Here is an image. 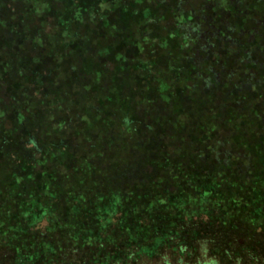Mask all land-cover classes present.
<instances>
[{
    "label": "trees",
    "instance_id": "1",
    "mask_svg": "<svg viewBox=\"0 0 264 264\" xmlns=\"http://www.w3.org/2000/svg\"><path fill=\"white\" fill-rule=\"evenodd\" d=\"M48 1L49 8L42 10L44 19L40 18L30 25L26 17L35 12L28 7H31L30 2L35 3L33 0H0V211L6 216L0 220V241L6 248L0 252V264H73L67 260L73 256L72 253L62 252V246H66L67 242H71L68 246H73L71 252L75 249L80 251L85 244L89 263H99L104 259V247L113 243L116 245L119 242L116 247L137 244L145 249L156 248L167 243L171 237L179 236L178 229L183 232L191 223L205 227L203 223L192 220L198 215H206L207 226L210 222L217 223L224 229H233L243 235L250 234L252 225H255L264 236V222L252 218L254 215H250V204L246 201V193L252 189L264 194V180L261 182L259 175L255 174L253 162L254 157L264 155V149L260 152L256 150L257 144L264 148V10L256 12L257 4L264 0H226L229 10L221 8L218 0H203L197 11L190 10V21L183 18L179 21L181 37L190 46L186 54L188 58L185 62L181 61V65H188L190 78V82L183 85L182 94L191 93L204 107H208L209 101H217L215 118L218 132L206 137L212 141L208 146H197L192 153L185 154L191 149V138H187L191 136L185 127L184 132L178 135L183 152L178 170L172 161L167 160L171 154L166 151L161 154L160 160L151 159L153 152L147 146L148 137L155 135L157 129L154 128L156 120L150 116L149 105L140 102L138 116H132L128 106L121 111H117L118 106L117 109L105 106L99 100L100 92L104 91V85L99 80L100 69L82 71L80 63L70 57L72 46L91 39L93 29H88L89 22L82 14L99 18L104 7L106 13L100 20L108 17L109 25L117 27L115 19L108 16L112 11L107 0H100L90 7L89 0ZM174 1L178 3L176 10H182V1ZM63 2H69L66 4L68 8L59 12ZM73 5L75 11L71 15L74 25L71 27L68 25L72 21L68 9ZM213 10L218 11L219 18L212 15ZM73 13L80 16L76 17ZM44 24L51 34H41ZM15 25H30L32 33L22 38ZM3 32L13 35V39L4 43L7 35ZM128 34L123 26L117 29V37L124 38L120 49L126 50L122 64L130 60L129 50L123 46ZM40 44H57L64 50L56 45L50 50L51 59L40 57ZM87 44L98 49L92 40ZM8 47H11L10 53ZM96 59L107 67L108 62L103 58L97 56ZM62 68L67 71H62ZM184 68L173 76L174 79ZM62 72L69 75L68 78L62 79ZM256 77L259 78L257 81ZM200 79L201 85L198 84ZM228 82L230 86L224 88ZM251 82L262 85L258 90L259 98L252 97ZM233 91L239 93L234 94ZM230 95L234 106L228 112L230 115L226 116V100ZM71 96L77 99L73 100ZM181 98V108L171 111L174 102L171 97L167 110L170 117L172 114L175 116V111L176 114L180 111L185 113L184 108L190 107L191 99ZM22 99L24 105L21 104ZM83 109L99 122L97 127L81 129L82 132L73 134L68 130L69 126L77 125L78 119L83 116ZM154 109L163 112L158 106ZM110 113L114 115L119 130L125 127L130 117L141 125L138 132L124 134L126 139L132 137L134 144L125 149L118 147L125 137L114 129L112 122L102 119ZM42 115L46 116L44 122L39 120ZM196 115L185 118L184 124L195 122L197 125L194 127L200 126L195 121ZM42 128L50 132H44ZM99 128L101 134L97 133ZM167 128L172 130V124L161 128L164 134L158 135L159 140L171 131ZM222 129L232 130L233 135H224L219 132ZM243 131L249 136L246 140L240 138ZM248 139L251 141L249 144L246 143ZM222 142L227 146L224 151L230 147L233 154L225 157L227 152H221ZM50 148L61 150L58 162H64L63 171H60L61 167H50L49 160L54 162L53 158L58 156L49 153L47 149ZM120 150L127 151L128 155L123 158L134 159L132 164L103 166L106 159L120 155ZM199 163L202 165L197 166ZM148 166L154 171L145 172ZM261 166L264 169V163ZM81 168L88 171L97 189L102 192L97 194L98 198L105 194V200H109L114 192H117V198L98 209L88 199L89 196L64 192V186L71 183L68 176L81 172ZM151 176L155 179L151 180ZM45 177L50 182L48 187L43 184ZM195 177L216 190L232 193L231 197L223 200L216 198L211 195L210 189L207 191L208 188L203 186L200 188L203 193L200 210L192 208V201L186 198L187 195L180 196L178 200L169 198L170 190L174 192V189L182 194L191 190L196 192ZM156 179L160 181L156 182ZM85 200L90 204L88 209L78 208V225H70L72 222L68 213L56 211L59 204L70 203L78 207ZM251 218L253 220H249ZM40 222L46 223L43 229L35 227L36 232H32V227ZM91 241L99 243L94 250L89 249L93 247ZM256 242L262 244L260 240ZM252 251H255L254 247ZM262 260L264 262V258Z\"/></svg>",
    "mask_w": 264,
    "mask_h": 264
},
{
    "label": "rangeland",
    "instance_id": "2",
    "mask_svg": "<svg viewBox=\"0 0 264 264\" xmlns=\"http://www.w3.org/2000/svg\"><path fill=\"white\" fill-rule=\"evenodd\" d=\"M33 1L35 3L33 4L30 2L31 7L27 5L29 10H35L33 14L30 13L26 17V22L30 25L38 22L40 18L44 19L42 17V12L44 11L42 10L44 7L49 8L48 0ZM99 1L100 0H89L88 6L90 7L94 3H99ZM103 1L105 2L106 0ZM178 1H182V10H176L178 3L174 0H164L163 2H160L159 0H107L108 5H110L109 9L112 11V14H108V16H112L115 19L117 27L113 28L109 25V22L107 21L108 17L107 19L105 18L100 20V18L104 17L106 13V11L103 10L104 7L100 11L102 14L99 18L95 17L93 19L90 16L87 17L86 14H82L84 19L89 22H87L89 27L88 29H93L90 34L91 39H84L82 42L69 49V53H71L70 57L80 63V69L82 71H87L92 68L100 69L101 75L99 76V80L101 81L102 86L104 85V91L100 92L99 100L105 106H113L115 109H117L118 106L117 111H121L123 110V107L128 106L131 109L132 116H134V114L135 116H138V104L142 102V105H149V110H151L150 116L156 120L154 121V128L157 129L155 135L151 138L148 137L149 141L147 146L149 147V150L153 152L151 159L160 160L159 157L166 151V153L171 154L170 156H167V160L172 161V164L177 168L176 170H178L181 166L180 156L183 154L181 138L178 135L184 132L185 127L191 136L187 137L191 138V149L185 151V154L187 152L188 154L192 153L193 149L197 146H208L212 141L210 138L206 137L213 136L218 132L216 130L217 118H215L218 113L215 108V103L217 101L214 103L209 101L207 103L208 107H204L202 102L199 99H194L191 93L184 92V94H182L181 90L186 82H190L188 65H181V61L183 60L185 62L186 58H188L186 54L188 52L187 49H190V46H188L182 39L178 24L182 18L186 21H190L192 17L189 13L190 10L197 11V9L200 8L199 4L203 0ZM218 1L221 8L226 7L227 10H229L226 0ZM67 3L69 2H63V5H60L59 12L68 8L66 6ZM257 5L258 8L256 9V12L264 10V2ZM73 8H75L74 5L68 9L71 20V12L75 11ZM213 11L212 15L215 18H219L218 11ZM234 13L235 12L232 14L234 15ZM73 14L76 17L80 16L79 13ZM66 19H68V17H66ZM5 21L10 23V21ZM30 25H23L22 27L15 25L18 27L17 29L19 32L22 33V38H27V36L32 33L29 29ZM68 25L72 27L74 25V21L72 20L68 22ZM118 26H123L124 30L129 32L127 38L123 41V46L129 50L128 55L130 56V60L129 62H126V64H122L121 61L126 53V50L120 49L122 48L120 42L124 38L117 37ZM64 29L66 30L67 28L65 27ZM145 29H147V31H145ZM40 32L44 35L45 32L50 33L51 31L46 30V24H44ZM146 32L148 33L146 34ZM143 33L144 35L142 36ZM3 34L5 33L3 32ZM9 39L12 40L13 35H7L4 37L3 42L8 43L11 41ZM256 39L259 38L257 37ZM90 40H92V44L96 45L98 49H93L89 44H87ZM56 45L57 44L53 46ZM53 46L49 44H40V47L38 48V54H40V57L46 56L51 59L50 50L53 49ZM56 47H60L62 48L61 50H64V47L61 45H57ZM10 51L11 47H8V53H10ZM97 56L108 62L107 67L105 64L101 63V61H97ZM228 61L229 60L227 59V62ZM97 62L99 64H97ZM183 66L186 68H184L180 75L174 79L173 76L177 75L178 71H181ZM62 71L67 70L62 68ZM68 76L69 75H64L63 72L60 75L62 79L68 78ZM258 79L259 78L256 77L255 80L257 81ZM233 83H235V80H233ZM198 84L201 85V79L200 81L198 80ZM251 84L253 85L251 90L252 97L259 98L260 96L258 90L262 88V85L259 86L256 82H251ZM229 86L230 83L228 82L224 88H228ZM247 89L250 90L249 88ZM233 93L237 94L239 92L233 91ZM182 96L183 98L189 97L191 99L189 102L190 107L184 108L185 113L180 111V113L177 112L176 114V109L181 108L182 102H180V100L182 99ZM171 97L174 99L171 111H176L174 113L175 116L172 114L170 117L167 110H169ZM70 98L73 100L77 99L75 96H71ZM25 99L27 101L26 97ZM23 102L25 103L24 99H22L21 104H23ZM226 104V116H229L230 114L228 112H230L234 106L232 95L227 98ZM156 106L162 109L163 112L161 111V113H159L156 111L154 109ZM209 108L210 111L208 110ZM247 110L251 112L249 107H247ZM83 111V116L78 119L77 125L69 126L68 130H70L73 134L82 132L81 129L83 130L88 127H97L99 120L93 117L94 115L90 114L88 110L83 109ZM195 113L197 114L195 116V118H197L195 121H198L200 126H197V128L194 127L197 125L195 122L194 124H184V119L192 118ZM45 117V115H42L39 120L44 122L45 120L43 118ZM102 119H104L105 122H112L111 125H114V129L119 130L117 129V123L115 124V117L113 114H107ZM127 122L128 123L125 127H123L122 130H119L120 135H123L125 138L118 143V147H122L123 149L132 145V143L134 144L133 138L130 137L129 139H126V135L124 134H130L133 132L136 133L141 128V125L137 123L136 119H133V117L128 118ZM167 124H172V130L171 128H167V130L171 131H167L168 133L159 140L158 135H161L164 132L161 128ZM42 130L44 132H50V130L46 128H42ZM101 131V128H99L97 133L101 134ZM219 132L227 136L233 135L232 130L227 131L222 129L221 131L219 130ZM248 132L250 133L249 130ZM242 135L243 136L240 138L243 140L249 138V136H246L247 133L245 135V131L242 132ZM246 143L249 144L251 141L248 139ZM221 146V152H227L225 157H227L230 153L233 154L229 149L230 147L224 151L225 149L223 148H226L227 146L225 147L223 142L221 143ZM257 146L258 148H256V150L258 151L264 149L263 147H260V144H257ZM83 147L84 145L82 148ZM47 150L50 151L49 153H55L58 155L53 158L54 162L49 160V163L52 164L50 167H61V171L64 165V162H58L59 154L62 153L61 150L53 148ZM120 151L122 153H120V155L116 154L117 157L113 155L109 158V160L106 159L103 166H113L118 164L125 166L132 164L134 159L130 160V157H128V159L123 158L128 155L127 151ZM232 159L233 158H231V160ZM231 162L234 163V161ZM253 162L256 169L255 174L259 175L261 179L260 181L262 182L264 180V169L261 164L264 163V155L256 156V158L254 157ZM201 163L197 166H201ZM140 164H142V162H140ZM145 169H148L145 170V172L148 173L154 171L150 166ZM165 176H168V174ZM40 177H42V175H40ZM68 177L71 183L64 186V192L69 194L75 193L80 197L89 196L88 199H90L93 205H95L98 209L103 208V206L111 200H115L118 196L117 192H114L110 194L111 197L109 200H105V194H103L104 198H98L99 195L97 194L102 192L97 189L90 174L88 171H85L84 168H81V172L76 174L72 173ZM147 179L150 180L149 175H147ZM154 179L155 176H151V180ZM201 180L202 179L198 180L196 177L193 179V181H195L194 185H196L197 189L196 192L191 190L190 192H187V194H182V192L177 193L174 189V192L173 190H170V193L168 194L169 198L178 200L180 196L187 195L186 198L189 200L191 199L192 201V208L200 210V200L203 196V193L200 192V188L203 186L208 188L206 189L207 191L210 189L212 192L211 195L216 196V198L218 197L223 200L231 197L232 193L216 190L209 185L201 183ZM155 181L159 182L160 180L156 179ZM172 181L175 182L173 179ZM49 183V179L45 177V179H43L44 186L48 187ZM246 195L247 204H250L251 208L250 215H254V217L252 216L253 219L264 222V194L252 189L247 192ZM89 204L88 200H85L84 203H81L78 207L74 204L62 203L59 204L60 207L56 208V211L66 214L68 213L70 215V223L72 222L70 225H73V223L74 225H78V208L84 207L85 209H88ZM5 217L6 216L3 211H0V220L3 218L5 219ZM252 218L249 220H253ZM192 220H195L197 223H203L205 227L191 223L188 228L183 230V232H180V229H178V232L181 233L179 236L177 234L176 237H171L167 243H164L156 248L150 247L149 249H145L137 244H131L129 246L120 244V246L116 247V245L119 244V242H116V245L113 243L104 247V256L102 257L104 258L103 261H99V263L94 264H264L262 260V258H264V236L261 234L260 229H257L255 225H252L250 234L245 233L243 235H239L235 232V230L224 229L217 223L210 222V226H207L206 223L208 221H206V215H198L197 217H193ZM45 225V222H40L37 226L32 227L33 229L31 231L35 233L36 228L42 230ZM246 226L248 227L247 224ZM258 240L261 241V245L256 242ZM70 243L71 242H67L66 246L71 245ZM91 243L93 247L89 248L90 250H94L99 244L94 243V241H91ZM66 246H62V252L64 254L72 253L73 255V258L70 257L67 259L68 261L73 262V264H80L79 262L81 261V264H90V261L88 260L89 258L85 254V244H83V248L80 251L75 249L73 252H71L73 246L72 248L71 246ZM252 247H254L255 251H252ZM4 250H6V248L2 245V241H0V252H3ZM7 253L9 252H6V254ZM106 256L110 257L105 258Z\"/></svg>",
    "mask_w": 264,
    "mask_h": 264
}]
</instances>
